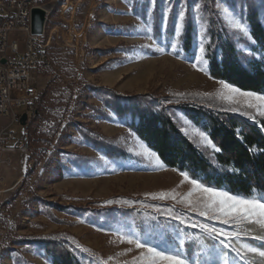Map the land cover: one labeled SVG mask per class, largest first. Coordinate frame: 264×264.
<instances>
[{
	"label": "rangeland",
	"instance_id": "obj_1",
	"mask_svg": "<svg viewBox=\"0 0 264 264\" xmlns=\"http://www.w3.org/2000/svg\"><path fill=\"white\" fill-rule=\"evenodd\" d=\"M214 1L218 17L230 28L229 37L250 55L254 43L247 19L257 14L264 24V0ZM67 7L63 16L57 8L47 29L53 34V65L39 75L38 113L25 127L10 126L8 117H0V130L9 127L17 138L28 131L33 143L29 151L0 155V264H54L61 253L81 264H136L145 250L123 237L165 249L183 236L175 224L172 232L163 229L166 225L172 230L173 225L162 223L164 216L157 209H173L181 217L201 218L226 230L227 225L189 211L181 201L193 186L162 162L163 167H156L154 158L144 155L147 148L125 126L129 116L117 115L120 107H132L129 97L148 95L150 103L170 107L168 113L203 151L214 148L202 141L179 108H173L176 103L215 100L264 118L257 108H247L243 97L229 100L226 92L220 95L221 84L209 77L201 54L196 62L179 54L181 37L190 26L196 41L205 45L211 18L206 3L72 0ZM180 9L185 11V24L177 35ZM232 20L246 26L247 38ZM15 113L23 116L26 111ZM160 192L174 193L177 199H150V194ZM242 237L233 245L245 251L243 256L224 250L223 256H212L211 264H254L256 259L264 264V257L249 251H264V241ZM206 246L200 243L191 258L185 250L184 255L191 264H207L200 255ZM246 254L255 258L247 259Z\"/></svg>",
	"mask_w": 264,
	"mask_h": 264
},
{
	"label": "trees",
	"instance_id": "obj_2",
	"mask_svg": "<svg viewBox=\"0 0 264 264\" xmlns=\"http://www.w3.org/2000/svg\"><path fill=\"white\" fill-rule=\"evenodd\" d=\"M203 1L210 10L211 17L209 37L204 45L206 49L204 63L209 77L218 82H227L242 91L264 95V24L257 14L250 15L247 19L250 37L254 43L249 50L250 55H247L239 50L236 40L229 37L230 28L218 17L214 8L215 1ZM189 28L181 37L179 54H184L186 59L196 62L200 54L199 40L196 41L192 27ZM149 99L151 98L148 95L129 97L127 100L132 101V107H120L117 115L119 118L129 116L124 121L125 126L148 150L159 157L167 169L178 173L186 171L190 177L198 178L206 185L241 196L250 194L253 187L257 189L258 194L264 195V118L255 119L238 111L236 106L232 108L215 100L201 103L177 101L175 107H172L179 108L193 127L199 133L207 134L212 144L220 149L203 151L183 133L175 118L168 113L167 109L170 107L166 109L161 103H150ZM195 220L205 222L201 218ZM160 221L164 224L171 221L170 225H176V232L190 238L185 246L189 258L201 241L207 246L218 245L217 241L211 240L198 229L185 230L178 221L170 218L162 217ZM163 229L172 232L175 226L168 230L165 225ZM226 230L232 229L226 226ZM257 234L260 233L255 230L252 232L253 236H244L242 239L263 242L264 240L254 238ZM167 235L171 236L170 233ZM161 239V244L164 245V239ZM177 240L174 239V245ZM233 247L238 248L235 244ZM234 252L232 256L237 255ZM240 252L243 256L245 251ZM251 258L255 257L247 255V259ZM258 260L261 263V259ZM244 263L248 264L246 261ZM253 263L257 264V259ZM54 264L81 263L76 257L61 253L60 260Z\"/></svg>",
	"mask_w": 264,
	"mask_h": 264
},
{
	"label": "snow or ice",
	"instance_id": "obj_3",
	"mask_svg": "<svg viewBox=\"0 0 264 264\" xmlns=\"http://www.w3.org/2000/svg\"><path fill=\"white\" fill-rule=\"evenodd\" d=\"M166 19V17H165ZM232 26L239 31L244 38L249 36L247 28L239 20H232ZM185 24V11L180 9L177 13V27L176 34L180 35ZM175 48V45H172ZM205 46L203 40L199 43V52L201 54V61L206 62ZM199 71H205L199 64L196 65ZM221 93H227L229 100L235 97H243L246 101L247 108H257L262 115H264V95L257 94L250 91H242L227 82L220 81ZM252 118V117H249ZM202 141L205 144L211 145L215 151H220L216 148L210 137L207 134L199 133ZM143 147V145L141 146ZM144 155L149 158H154V165L156 167H163L160 159L155 153L144 150ZM184 181H187L193 186V192L188 193L182 199V203L189 209L190 212H195L199 217H204L208 221L216 222L219 225H227L233 229L231 231L225 230L222 227H216L214 224H206L193 219L190 216L181 217L175 214L173 209L157 211L165 218H170L173 221H178L183 229H198L213 241H217L218 245L212 247H205V250L200 255L205 257L207 264H211V258L215 254L223 256L224 250L231 249L237 253V256L242 255L238 248L233 247V241L243 236H251L254 230H258L254 238L257 240H264V195L258 194L257 189L253 187L248 195H238L231 193L228 190L206 185L205 182L198 178L190 177L186 171H180ZM196 195L198 198L193 200L192 197ZM171 198L176 200L177 196L174 193L160 192L150 194V199L164 201ZM134 204L135 202H125ZM129 244H134L135 248L142 249L136 264H191L185 255L184 250L186 242L181 236L174 246H168L165 249H158L156 246H150L147 241L133 239L132 237H123ZM203 243V241H201ZM251 252H258L259 256L264 257V251H258L256 248H250Z\"/></svg>",
	"mask_w": 264,
	"mask_h": 264
},
{
	"label": "built area",
	"instance_id": "obj_4",
	"mask_svg": "<svg viewBox=\"0 0 264 264\" xmlns=\"http://www.w3.org/2000/svg\"><path fill=\"white\" fill-rule=\"evenodd\" d=\"M64 2V3H62ZM72 0H0V117H8L10 126L21 123L18 109L28 119L37 114L39 75L52 68L49 50L53 34H48L59 7L62 16ZM45 14L41 35L33 34V12ZM54 32V31H52ZM8 128L0 130V155L6 151H29L32 138L28 131L17 138ZM14 144L13 147H7Z\"/></svg>",
	"mask_w": 264,
	"mask_h": 264
},
{
	"label": "water",
	"instance_id": "obj_5",
	"mask_svg": "<svg viewBox=\"0 0 264 264\" xmlns=\"http://www.w3.org/2000/svg\"><path fill=\"white\" fill-rule=\"evenodd\" d=\"M44 25H45V14L40 10H35L33 12V34L41 35L43 33ZM21 124L24 127L27 126L28 124L27 114L22 116Z\"/></svg>",
	"mask_w": 264,
	"mask_h": 264
},
{
	"label": "bare ground",
	"instance_id": "obj_6",
	"mask_svg": "<svg viewBox=\"0 0 264 264\" xmlns=\"http://www.w3.org/2000/svg\"><path fill=\"white\" fill-rule=\"evenodd\" d=\"M66 8H68L66 5H64Z\"/></svg>",
	"mask_w": 264,
	"mask_h": 264
}]
</instances>
